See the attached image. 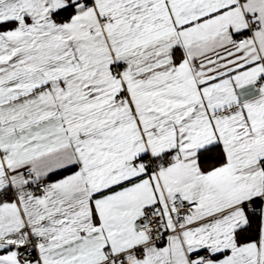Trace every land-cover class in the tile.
<instances>
[{
	"label": "snow or ice",
	"instance_id": "obj_1",
	"mask_svg": "<svg viewBox=\"0 0 264 264\" xmlns=\"http://www.w3.org/2000/svg\"><path fill=\"white\" fill-rule=\"evenodd\" d=\"M0 264H264V0H0Z\"/></svg>",
	"mask_w": 264,
	"mask_h": 264
}]
</instances>
